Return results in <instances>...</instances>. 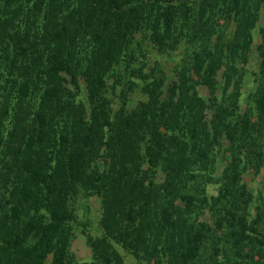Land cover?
<instances>
[{"label":"trees","instance_id":"obj_1","mask_svg":"<svg viewBox=\"0 0 264 264\" xmlns=\"http://www.w3.org/2000/svg\"><path fill=\"white\" fill-rule=\"evenodd\" d=\"M261 1L0 0V259L84 264L71 247L85 192L102 208L88 264H122L115 246L136 264L219 263L208 241L227 263L264 264V201L251 218L243 181L264 164V42L244 111L231 90ZM215 19L234 21L231 38ZM140 34L161 53L186 45L169 96L159 63L135 65ZM136 81L146 101L126 111Z\"/></svg>","mask_w":264,"mask_h":264},{"label":"rangeland","instance_id":"obj_2","mask_svg":"<svg viewBox=\"0 0 264 264\" xmlns=\"http://www.w3.org/2000/svg\"><path fill=\"white\" fill-rule=\"evenodd\" d=\"M189 2H193L191 3L193 11H197L199 9L200 0H189ZM216 21L220 25L221 34L223 35V37L231 38L235 31L234 21H232V19H217ZM253 26L254 27L250 32L251 41L249 50L246 53L244 60H239L235 62L238 71L233 77V81L237 83L238 86L233 87L232 85L231 87L232 91L233 89L235 91L237 90V104L241 111H244L248 107V95H252L256 92V89L258 88L260 82L259 73L261 59L259 56L260 54L258 51V47L264 42V0L261 1L258 7ZM138 41L144 54L142 53L143 57H139L137 60L138 62L135 65H146V68H149L153 67L154 63H159L158 65L160 70L155 77L159 80H162V86L160 90L163 92V97L169 96L170 89L173 83L177 81L176 69L180 65H183L182 55L184 53L186 45L183 46L182 43L174 51L169 50L164 53H161L156 51L153 39L150 40L146 36L142 37V35L140 34ZM138 50L139 49H137V51ZM220 78L221 72H219L218 79ZM135 83L136 84L135 86H133V89L128 90L125 94L126 98L124 99V109L126 111H131L136 108L139 103L146 101V94H144V91L142 90L143 84H139L140 82L137 81ZM197 91L202 98H207L209 96L208 91L204 87L199 88L197 86ZM121 93V88H117L115 91L108 90V92L106 93L107 97L111 99L112 106L115 109L120 105L119 95H121ZM78 95H80L79 99H84V97L82 96L85 95L84 87H82L81 93ZM216 95H221L219 90L217 91ZM161 179L162 177L160 178V180ZM243 181L246 184L248 191L254 197V202L252 204V208L250 209V217L253 218L255 213L254 208L259 206L260 203L264 201V164L258 171L254 169H249L246 173H244ZM215 194L216 186L208 185L206 188V195L211 197ZM73 214L75 218V237L72 242L71 250L72 253L75 255L77 261L84 264H88L91 260L92 252L90 247L85 243L83 233L92 235L93 237H101L102 232L99 233L98 229L100 228V223L98 224V222L102 217V208L100 207V202L98 198L95 196H88L85 192H81L76 198L75 204L73 205ZM198 219L201 223L211 224L210 216L208 213H202L198 215ZM84 227H86L85 232H83ZM114 248L122 256V264H136L135 260L130 255L124 253V251L119 249L117 246H115ZM219 248L221 249V251L218 250V252H216L215 250H213L212 243L208 241L204 247L205 257L207 258L211 254L216 253L217 261L219 262L216 264H231L232 261L230 263H227L224 258L231 256L230 259H234L231 255L232 251L227 249L226 252H223V242H220ZM224 255H226L227 257H225ZM237 259L240 260L239 258ZM254 260L256 261L257 257H255ZM0 262L1 264H6V259L1 258ZM152 262L153 260L151 261V263Z\"/></svg>","mask_w":264,"mask_h":264}]
</instances>
